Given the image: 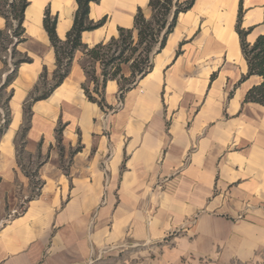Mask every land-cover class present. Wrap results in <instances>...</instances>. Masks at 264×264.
<instances>
[{"label":"crops","instance_id":"0c3cea01","mask_svg":"<svg viewBox=\"0 0 264 264\" xmlns=\"http://www.w3.org/2000/svg\"><path fill=\"white\" fill-rule=\"evenodd\" d=\"M226 1L208 0L207 5L221 12ZM240 1H229L235 8L231 47L216 31L221 24L210 9L194 0L179 15L152 71L123 95L112 124L86 97L81 57L74 58L63 83L32 107L28 140L40 142L42 154L50 152L38 170L41 193L29 200L24 195L30 179L14 154L0 166V264H201L210 259L226 264L256 253L264 244V105L245 102L247 91L261 79L242 80L248 65L235 26ZM148 3L91 2L89 18L106 20L84 31L83 42L91 46L118 36V28L132 27L138 8L146 11ZM263 4L242 0L243 26L264 18ZM46 9L57 16V34L64 40L78 4L29 0L25 43L50 41L43 24ZM250 15L254 21L247 24ZM199 16L205 22L197 36ZM5 25L0 15V29ZM210 54L218 60L196 63ZM47 56L42 64L34 58L19 66L9 100L14 115L2 142L5 151L11 153L21 103L41 68L54 67L55 53ZM96 69L101 76L100 63ZM123 73L130 76L129 65ZM120 99L117 80H109L106 103L114 106ZM60 116L63 156L55 137ZM71 148H77L73 157ZM19 205H24L21 212Z\"/></svg>","mask_w":264,"mask_h":264},{"label":"trees","instance_id":"16d2710c","mask_svg":"<svg viewBox=\"0 0 264 264\" xmlns=\"http://www.w3.org/2000/svg\"><path fill=\"white\" fill-rule=\"evenodd\" d=\"M98 1L76 0L78 9L75 13L74 23L64 40L57 34L58 18L56 15L52 16L49 9L45 11L43 24L56 54L57 68L54 71L55 82L51 90L60 86L66 79L74 55L76 51L80 50L84 54L82 67L89 81L94 83L92 91L84 87L86 95L89 100L98 103L103 109L104 106L112 107L106 103L104 96L107 82L117 80L121 98L128 90L134 88L138 81L153 69L154 55L165 47L169 35L176 27L179 15L188 11L193 6L194 0H149V14L139 7L132 27H119L118 37H111L107 42L102 41L90 46L83 42L82 33L101 27L106 20L105 17L99 21L89 18L91 2ZM28 5L29 0H0V15L6 23L5 28L0 29V61L4 63V67L8 64L2 52L6 51L9 45H11L14 60L13 72L7 76L1 90L13 82L22 63L32 62V58L22 56L18 51L19 44L25 41L24 21ZM241 12L242 0L240 1V13L236 28L240 37L241 50L248 65V72L242 77V80L254 75L261 78L260 83L253 85L247 91L245 102L264 105V32L257 35L253 42H249L247 36L253 27L241 29ZM13 37L16 39H12ZM18 55L20 57H17ZM97 63L102 66V78L96 74ZM125 64L130 66V76L123 73L122 66ZM11 94L7 98V102ZM95 94L99 95L101 99H98ZM30 105L28 111H30ZM8 121L9 118L7 123ZM61 131L62 129H58V133Z\"/></svg>","mask_w":264,"mask_h":264},{"label":"rangeland","instance_id":"374dc122","mask_svg":"<svg viewBox=\"0 0 264 264\" xmlns=\"http://www.w3.org/2000/svg\"><path fill=\"white\" fill-rule=\"evenodd\" d=\"M181 1H185V0H181ZM263 7H264V4H263ZM145 12H146V14H149V9H146ZM239 13H240V10L238 9L237 20L235 23L236 28H237V24H238ZM245 13H246V10L243 7L242 12H241V25L240 26H241V29H248L249 27H253V30L251 31V35L247 36V40L249 42H253L255 40V38L257 37V35L264 32V18H262L261 21L255 23L253 25L245 27V26H243V18H244ZM51 15H52V13H51ZM52 16H54V15H52ZM204 22L205 21H204L203 17L199 16V18H197L198 30H196V33H195V34H197V36L202 33ZM4 28H2V29H4ZM9 33L12 34L11 32H9ZM118 35H119V31H118ZM24 37H25V35H24ZM116 37H118V36H116ZM198 38L199 37H195V38L191 39L190 42H194V40H197ZM12 39H16V38L13 37ZM28 39H29V37H27V41H28ZM108 40H106L105 42H107ZM202 44L204 45V43H202ZM203 45H202V47L198 46L197 50H199L200 48H203ZM10 46L11 45H9V47L6 51L2 52L4 58L7 59L8 64L4 67V63H2L0 61V129H1L0 130V166L2 164V161H4L5 157H7L8 155L14 154L17 157V160L21 166V170L30 179V185H29V187H27L26 192L24 194L25 196H27V199L29 200L32 197H37L42 191L44 183H43V180L38 175V170L41 166V163L50 155V152L46 153V154L41 153V148H40L41 143L40 142L37 143V142H31L28 140V132H29L31 125L33 124V118H34L32 107H33V104L35 102L49 98L53 94V92L56 90V88L53 90H51V88L55 82V80L53 79V76H54V71L57 68V65H56V58L54 56V67L50 66V67L41 68V72H40L38 80L34 84L33 88L30 91H28L25 102L21 103V120H20L19 125H18L19 127L15 130V132L12 136V139H11V143H12L11 153H10V151H5L2 148V142H3V139L5 138L6 134L8 133V130L10 129V124L12 122V118L14 115V112L12 113L13 110L10 107V102L9 101L7 102V98L13 92L14 86L16 85L15 83L12 82L6 88L1 90V86L6 81L7 76L9 74H11L13 72V69H14V62H13L14 60L12 57L13 52H12ZM53 49H54V47H53L51 41L44 44V42L39 43L35 39H29L28 42H26V43L24 42L22 44H19V46H18V51L22 54V56H28V57L32 58V60H34V61H35V59H37L41 64L45 62V60L48 57L47 56L48 54L55 53V49L54 50ZM193 51H196V50H193ZM75 54L76 55H74V58L75 57H77V58L81 57V58H79L80 59L79 63L82 66V63L84 62L83 52L78 51ZM176 54H178L179 56L183 54L182 47H180V46L178 47V49L176 50ZM155 56H156V54L153 57V67L155 64V62H154ZM17 57H20V56L18 55ZM220 57H221L220 62L225 60L224 55L223 56L221 55ZM218 58H219L218 55L210 54L207 56V59L205 58L202 60H198L196 63L199 64L200 66H202V63H204L206 60L209 62H215L218 60ZM73 64H74V59L72 62V66H73ZM72 66L70 68V72H71V69L73 68ZM100 66H101V64H100ZM123 66H122V69H123ZM44 69H46L45 72H44ZM18 70H19V68H18ZM18 70H17V73L15 75V78L18 75ZM168 71H169V69L164 70L165 76H166ZM96 72H97V69H96ZM42 75H44V76H42ZM85 75H86V73H85ZM99 77L102 78V66H101V76H99ZM86 78H87V76H86ZM140 80L138 81L137 85L135 86L136 88H138V84L140 83ZM91 85H93V87H94V83L90 82L88 78L82 84V88L84 89L85 95H86V92H85L84 87H87L92 91L93 88L91 87ZM45 96H47V97H45ZM104 96H105V91H104ZM42 97H45V98H42ZM86 97H87V95H86ZM96 97H98V99H101V97L99 95H96ZM36 98H38V100L34 101V99H36ZM123 104H124V96H123V98L118 100V103L116 105H114L112 107L104 106V108L102 109L99 106L101 108V110L103 111V116L101 118H103L105 120L107 118H109V120L106 121V123H108L109 121H110V124L116 122L115 121L116 117H117L116 114H118V112L122 109ZM29 105L31 106L30 111H28ZM8 118H9V121L7 123ZM55 122H56V126H55L56 148L58 149L59 155L63 156L64 155V147H63L62 141L64 140V135H63L62 131H61V133H58V129H63V126H64L62 117L60 116L59 120H57ZM170 122L171 121L168 119L167 123L169 124ZM49 123H52L51 119H49ZM78 134H79V136H81L80 132ZM76 151H77V148H71L69 156L73 157V155ZM33 157H35V158H33ZM27 199L25 198V201ZM23 207H24V205H19L18 206V208H19L18 212H21ZM228 263L229 264H264V244H262L258 247V250L256 251V253L251 258L239 259V258L234 257V258L230 259L229 262H226V264H228ZM201 264H219V263L217 260L210 259V260L202 261Z\"/></svg>","mask_w":264,"mask_h":264},{"label":"bare ground","instance_id":"6f19581e","mask_svg":"<svg viewBox=\"0 0 264 264\" xmlns=\"http://www.w3.org/2000/svg\"><path fill=\"white\" fill-rule=\"evenodd\" d=\"M229 1L230 0H227L224 3L225 11L219 12V9L217 6H213L212 4L210 6H208L207 5L208 0H202L203 7L204 8L208 7L210 9V14H212V18H215L217 20V22L219 24H221L220 27L216 28V31H218V34H219L221 40L223 41V43H225L227 45H231L232 39L234 38V34L232 33V29H233V24H234V20H235V8L234 9H232V7L230 8ZM253 21H254V18H253V16L250 15V17L248 18L247 24L250 22H253ZM231 47H232V45H231ZM159 63H161V62H159ZM10 135H11V132L8 136H10Z\"/></svg>","mask_w":264,"mask_h":264}]
</instances>
